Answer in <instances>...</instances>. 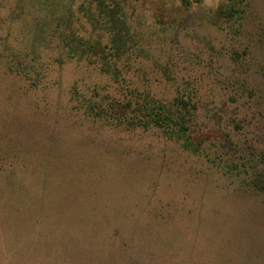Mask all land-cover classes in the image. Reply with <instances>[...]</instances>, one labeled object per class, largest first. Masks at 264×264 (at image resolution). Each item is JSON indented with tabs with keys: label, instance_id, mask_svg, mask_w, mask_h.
I'll list each match as a JSON object with an SVG mask.
<instances>
[{
	"label": "rangeland",
	"instance_id": "374dc122",
	"mask_svg": "<svg viewBox=\"0 0 264 264\" xmlns=\"http://www.w3.org/2000/svg\"><path fill=\"white\" fill-rule=\"evenodd\" d=\"M84 1L0 0V264H264V0H120L111 71Z\"/></svg>",
	"mask_w": 264,
	"mask_h": 264
},
{
	"label": "trees",
	"instance_id": "16d2710c",
	"mask_svg": "<svg viewBox=\"0 0 264 264\" xmlns=\"http://www.w3.org/2000/svg\"><path fill=\"white\" fill-rule=\"evenodd\" d=\"M95 1L96 3H94ZM84 2L87 4L85 13H87V11H91L92 5L96 4L95 10L99 15V18L96 19V23L98 26H106L108 28V33L106 35V32H104V35H106L104 38H102V36L98 33L93 34V36H90L92 39L88 37L85 41H82L80 35L70 34V37L66 40V45L68 47V51L72 54L71 57H80L81 59L82 55L89 56L92 54L94 61L98 62L100 65L99 67L104 68L105 66L103 63H105L106 60H110L108 56L109 52L117 55L119 45L124 43V39L131 36V31L125 22L123 11L124 5L120 2V0H85ZM234 6L230 7V9L234 10ZM139 49L142 50L141 48ZM104 69L110 70L112 67L110 65H106ZM100 71H102V69ZM165 72L167 76L172 79L171 72L167 69ZM135 111H139V108ZM136 118H138V116L134 117V119L138 121Z\"/></svg>",
	"mask_w": 264,
	"mask_h": 264
}]
</instances>
